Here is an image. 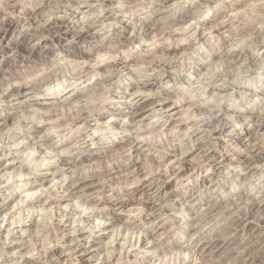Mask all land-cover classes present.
I'll return each instance as SVG.
<instances>
[{
    "label": "clouds",
    "instance_id": "1",
    "mask_svg": "<svg viewBox=\"0 0 264 264\" xmlns=\"http://www.w3.org/2000/svg\"><path fill=\"white\" fill-rule=\"evenodd\" d=\"M0 264H264V0H0Z\"/></svg>",
    "mask_w": 264,
    "mask_h": 264
}]
</instances>
